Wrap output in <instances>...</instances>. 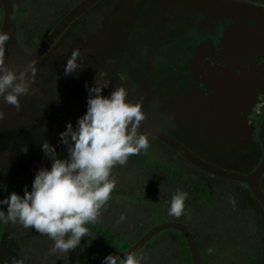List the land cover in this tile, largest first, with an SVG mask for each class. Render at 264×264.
<instances>
[{
  "label": "flooded vegetation",
  "instance_id": "obj_1",
  "mask_svg": "<svg viewBox=\"0 0 264 264\" xmlns=\"http://www.w3.org/2000/svg\"><path fill=\"white\" fill-rule=\"evenodd\" d=\"M130 1L117 6L119 0H99L74 20L54 45L39 58L38 61L45 58L59 44L52 59L62 69L46 61L44 67L37 72L34 91L38 101L43 104L42 108L45 103L46 108L52 106L53 110L59 106L56 94L52 92L66 93L71 98L65 109L68 108L78 98L88 95L85 82L91 86L96 72L107 70L111 83L103 90L104 95H110L122 83L129 91V100L142 101V111L151 124L171 135L197 157L235 174L251 176L256 173L264 164V145L261 141L264 125V0H203L201 5L195 2L189 4L188 1L178 3V0ZM114 7L116 10H126L129 17L133 10L146 18L144 27L130 38L136 44L131 50H126L122 42L118 43L111 31H107L109 27L106 17ZM0 8L3 9L1 2ZM124 22H127V17L122 21L116 20L111 27L123 28L122 35H126ZM45 39L35 41L20 36L14 23L8 47L12 54L23 58L33 53ZM105 47L110 61L120 58V66H125L124 72L120 66H116V61L99 71L95 68L98 56ZM77 48L82 54L83 69L78 70V74L65 76L63 66ZM117 73L124 74L127 79L120 81ZM44 85L49 86L51 92L47 89L48 97L40 96V101L38 91ZM76 85L82 87L77 93ZM185 96L197 104L202 103L200 98L203 97L205 115L194 114L184 118L175 113L169 101ZM52 98L56 102L54 105ZM180 103L178 101L173 104L177 107ZM86 110L87 105L86 109L72 116L71 122ZM213 110L216 112L210 113ZM148 135L150 142H155L152 143L157 146L156 149H160L152 151L149 148L152 157L159 159L158 156L172 152L178 160L193 167L184 174L190 173L193 179L200 174L217 182V193L227 211L212 215L211 210H208L206 222L217 227V232L222 231V224L227 223L225 216L233 211L228 224H235L234 233L230 234L239 243L235 254L237 264H249L250 257L257 264H264V233L260 236L256 228V225L259 226V219H264V205L248 183L208 173L188 162L163 141ZM42 155L39 163L35 164L37 166H33L35 171L44 165L43 152ZM163 157V162L169 161L167 157ZM0 168L14 174L1 164ZM181 168L184 170L182 166ZM226 183L235 186L231 187ZM259 185L264 196V169ZM207 191L210 195L208 204L212 205L216 190ZM185 221L189 220L182 219L179 222L186 224ZM241 225L245 233L241 230ZM248 225L249 228L244 227ZM245 236L255 237L257 244ZM242 261L245 263H241Z\"/></svg>",
  "mask_w": 264,
  "mask_h": 264
},
{
  "label": "clouds",
  "instance_id": "obj_2",
  "mask_svg": "<svg viewBox=\"0 0 264 264\" xmlns=\"http://www.w3.org/2000/svg\"><path fill=\"white\" fill-rule=\"evenodd\" d=\"M9 39L8 32L0 31V98L19 111L20 98L28 94L29 82L36 78L37 68L32 63L24 71L17 72L8 66L4 53ZM81 60L80 50L74 49L63 66L64 75L78 74V70L83 69ZM117 75L120 81L127 79L122 73ZM110 83L107 70L96 72L91 86L85 82L88 93L86 112L79 114L73 122L71 117L65 129L59 133L58 143L66 146L67 156L60 158L51 141L42 139L40 145L45 159H52L51 167L39 168L31 188L25 186L22 195L12 191L0 199V219L6 216L9 221L19 223L25 229L34 228L40 234L47 235L53 241L50 254L69 253L81 244L82 237L90 235L86 225L97 222L101 209L116 187L113 168L126 165L130 156L146 154L150 147L148 135L140 131L141 122L145 119L142 101L129 100V91L122 83L110 95H104L103 90ZM4 117L5 113L0 111V120ZM60 119V116L55 119L56 128ZM43 130L45 132L46 127ZM27 150L25 145L22 151L27 153ZM188 197L187 191L177 188L169 201L168 215L179 217L185 214ZM5 205L6 212L2 207ZM125 219V215L121 214L118 223ZM207 251L211 254L213 249ZM141 262L142 257L134 252H126L123 257L116 252L104 256L101 264ZM13 264L24 262L14 259Z\"/></svg>",
  "mask_w": 264,
  "mask_h": 264
},
{
  "label": "rangeland",
  "instance_id": "obj_3",
  "mask_svg": "<svg viewBox=\"0 0 264 264\" xmlns=\"http://www.w3.org/2000/svg\"><path fill=\"white\" fill-rule=\"evenodd\" d=\"M119 1L120 2H118L117 6H123V2L127 0ZM131 1L133 2V0ZM131 13L132 16L129 17L127 16L126 10H119V8L116 10L114 7L108 14V17H106V24L109 27L107 31H111L115 40L118 43L122 42L126 50L131 47L135 48L136 44L133 42L134 39L130 38L134 36L140 28L144 27L146 20L145 17H142L141 14L138 15L133 10ZM125 17H127V22H124L126 35H122L123 28L117 27L115 29L114 27L112 28L111 25L113 22H116V20L122 21ZM2 22L3 17L0 13V29ZM58 45L54 46L45 58L33 64L36 66L37 72L41 69V67H44L43 64L46 61L47 63L51 62L52 64H56L59 69H62V66L58 65L55 62V59H52L55 57L54 54L58 49ZM108 56V49L105 47L102 50V53L98 56L99 62L96 61L97 64H95V68H98V71L114 61H116V66L121 65L122 62L120 58H115L110 61ZM8 66L17 72L25 70V68H15L10 66V64H8ZM120 69L124 72L125 66H120ZM37 76L38 75L36 73V78L34 80H30L28 94L20 98L21 109L19 111H17L14 106L6 103L3 98H0V111L5 113L4 119L0 120V164L4 168L11 170L15 175H27L29 170L38 162L43 152L40 141L42 139H47L48 141L52 140L56 128L55 119L59 118L61 112L63 113L66 104H68L71 99L67 97L68 95H66V93L64 94L62 92L60 93L62 95H60L56 92H52L54 95L56 94L55 96L59 102V106L57 105L58 107L53 110L52 106H48L46 108L47 103H45L44 108H42L43 104L38 101L37 93L34 91L36 90L35 85ZM47 89L50 91L49 86L44 85V87L38 91L40 93L39 100L40 96L45 95L48 97ZM75 89H77V93L80 89H82V87L76 85ZM54 104H56V102H53V105ZM43 127H46L45 132ZM152 142L153 141L150 142L149 148L152 151H160V149H156L157 146L154 145L155 142H153L154 144ZM25 145H27V153L22 151ZM166 154L167 155L164 153L163 156L167 157L170 164L173 163L170 167H167L171 169L173 173L175 170L178 171L177 174L175 173L173 175V177L180 180L184 179L186 177L184 173H187L188 170L193 167L184 161L182 162L180 159L178 160V157L172 152L168 151ZM163 156H158V158L162 160L164 158ZM193 173L196 172L194 171ZM112 174L117 179V184L111 193V198L100 211V216L97 220L99 223H102L114 232H118L120 230L118 220L121 214H124L126 219L120 223L127 228H131L133 224V217H127L128 215L125 213H130L134 208L143 211L142 209L145 206V203L144 201L139 200H144L142 198H159L165 202H169L176 189L180 188L189 193V197L185 201L186 212L179 217L171 216V218H174L175 220H189L194 225L195 236L201 242V245L208 256L209 264H230L237 258L235 254L237 253L236 248L239 243H237V240H235L233 236L231 237L230 234L234 233L235 224H228L231 220L229 218L233 217V211H229L227 217L225 216L224 220L227 223L222 224V228H224L222 231L218 230L217 232V227L208 225L206 222V220H208V210H211L212 215H220L222 211H227L223 208L222 199L219 198V194L217 193V182L198 174L197 178L195 176L196 179L191 178L189 180L187 186H178L176 182L174 183L161 171L149 168L148 171L145 170L142 173L140 170H136V167H132L129 164L124 166H115ZM226 185L231 187L235 186L231 183H226ZM193 186L199 188L203 187L206 190H216L214 203L209 205L208 200L204 196H199L195 189L192 190ZM1 188L2 186L0 184V190ZM2 207L6 212L7 206L5 205ZM128 209L129 211H127ZM2 220H6L7 223L3 240L0 244V264H13L14 259H22L24 264H60L70 259L71 256H74L75 249L70 250L69 253L56 252L50 254L49 249L52 247L53 241L47 235L40 234L34 228L25 229L21 224L9 221L6 216L4 219H0V222ZM258 224L259 226L255 225L256 228H258L257 231L260 233V236H262L264 233V219L260 218ZM244 227L249 228L250 226L248 225ZM241 230L245 233L243 226ZM166 234L177 239L181 237L176 231L169 230ZM245 238L257 244V239L255 240V237L245 236ZM213 239L214 242L211 241ZM209 248L213 249L211 254L207 251ZM241 263L245 262L242 261Z\"/></svg>",
  "mask_w": 264,
  "mask_h": 264
},
{
  "label": "trees",
  "instance_id": "obj_4",
  "mask_svg": "<svg viewBox=\"0 0 264 264\" xmlns=\"http://www.w3.org/2000/svg\"><path fill=\"white\" fill-rule=\"evenodd\" d=\"M82 0H12L15 11V24L19 35L26 39L42 41L46 38L51 30L60 22L62 16L67 14L75 5ZM1 16H4V10L0 8ZM76 23V22H75ZM75 125V123H73ZM147 134V133H144ZM148 135V134H147ZM149 137V135H148ZM152 137V136H151ZM151 152L141 153L140 155L130 156L127 164L136 167L143 173L149 168L163 172L178 186H187L192 176L185 174L184 179L174 178L173 175L178 171L172 172L167 166H171L168 162H163L157 157H152ZM60 158L67 156V148L61 144ZM177 177V176H176ZM179 180V181H178ZM2 188L0 190V199L6 197L10 192L15 191L23 194L24 186H15L5 181H0ZM29 189L31 186H28ZM197 192L199 196H204L210 200L209 192L203 187L193 186L192 190ZM131 199V198H129ZM145 206L143 211L132 209L131 212L125 213L127 217H133V224L126 227L120 222L119 231L114 232L98 221L94 224L86 225L90 229V235L81 239V244L75 248L74 256L60 264H88L109 253H118L130 248L137 242L147 231L161 222L175 220L168 216L169 202H165L159 198H142ZM132 200V199H131ZM129 211V209L127 210ZM131 214V215H130ZM124 221V220H123ZM182 221V220H179ZM6 220L0 223V241L4 236L6 229ZM185 223L194 231V225L190 221ZM123 232V233H121ZM164 231L156 235L148 242L146 246L141 248L136 254L142 257L141 264H194L187 242L182 235L180 238L170 237ZM195 232V231H194ZM205 233V232H203ZM93 237H95L93 239ZM200 251L202 253L204 264L208 263V256L198 238H196ZM212 241V240H211ZM214 241V240H213ZM74 257V258H73ZM73 258V259H72ZM234 259L230 264H236ZM249 264H257L254 258L250 257Z\"/></svg>",
  "mask_w": 264,
  "mask_h": 264
},
{
  "label": "water",
  "instance_id": "obj_5",
  "mask_svg": "<svg viewBox=\"0 0 264 264\" xmlns=\"http://www.w3.org/2000/svg\"><path fill=\"white\" fill-rule=\"evenodd\" d=\"M0 1L2 2L3 9H4V21L2 24L1 31L8 32L10 34L11 29L14 25V15H15L13 2L12 0H0ZM98 1L99 0H83L78 5H76L74 8H72L62 18V20L53 28V30L50 32L47 38L41 43V45L33 53H30L26 57L21 58V57H17L14 54H12L11 50H9V47H8L9 45V41H8L6 48H5V53H4L5 59L10 64L16 65V66H27L29 64L34 63L54 45L56 40L61 36V34L69 27V25L74 20H76L78 17L84 14L88 9H90ZM183 1H186V2L188 1L189 4H191L192 2H195V4L201 5V2L203 0H178V3H182ZM87 96L88 95L78 98L77 101L74 102L72 105H70L68 108H66L65 112L63 113V116L61 117L60 122L58 123L57 128L53 134L52 140L50 142L56 147V151L58 154L61 148V144L58 143L60 139L59 133L65 129L66 123L70 120V118L75 113H79L83 109H86ZM204 100L205 99L203 97L200 98V102L202 103L197 104L196 102L193 103L192 101L189 100L187 96H185L183 98L171 99L169 101V104L174 108L175 113H177L178 115L179 114L183 115L185 118V117H188L194 114L199 115V116L205 115V104L203 103ZM178 101L181 103L176 107L173 103L178 102ZM213 112H216V111L213 110L210 113H213ZM140 130L163 141L173 150H175L180 155H182L188 162L192 163L193 165L199 167L200 169L208 173L214 174L222 178L236 179V180L248 183V185L252 188L256 197L264 205V196L260 190V185H259L260 177L264 169V164L256 173H254L251 176L235 174L230 171L219 168L215 165H212L208 162H205L203 159L197 157L192 151H190L187 147H185L183 144L178 142L171 135L167 134L165 131H163L159 127H156L153 124H151L147 120V118L141 122ZM261 141L264 145V125L262 127ZM38 163L39 162H37L36 164ZM51 163H52V159L46 158L43 167L50 168ZM35 167L31 168L27 175H14L0 168V180L5 181L15 186H24V187L31 186L35 173L37 171V170L36 171L34 170ZM169 229L177 230L184 235L187 241V245L189 247L192 259L194 261V264H204L202 254L199 250L194 234L192 233V231L189 229V227L186 224L179 222V221H165V222H161L157 224L156 226L151 228L149 231H147L130 248L123 250L121 252H118V253L120 254L121 257H123L124 253L126 252L136 253L141 248L146 246L148 242L152 240V238H154L156 235H158L159 233L165 230H169ZM102 259L103 258H100L88 264H101Z\"/></svg>",
  "mask_w": 264,
  "mask_h": 264
}]
</instances>
